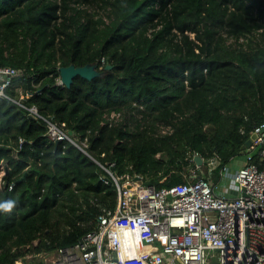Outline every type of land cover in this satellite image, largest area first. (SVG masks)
<instances>
[{"label":"trees","instance_id":"16d2710c","mask_svg":"<svg viewBox=\"0 0 264 264\" xmlns=\"http://www.w3.org/2000/svg\"><path fill=\"white\" fill-rule=\"evenodd\" d=\"M71 63L102 73L57 85ZM0 66L23 69L26 104L86 142L55 144L0 97V202H16L0 210V264H15L76 242L115 207L102 164L161 188L187 180L194 153L216 177L244 152L264 120V0H0Z\"/></svg>","mask_w":264,"mask_h":264},{"label":"built area","instance_id":"2783aa9c","mask_svg":"<svg viewBox=\"0 0 264 264\" xmlns=\"http://www.w3.org/2000/svg\"><path fill=\"white\" fill-rule=\"evenodd\" d=\"M100 60L103 65L104 58ZM24 73L21 68L0 66V97L24 108L28 117L44 121L45 133L53 141L71 143L86 153L85 140L76 139L35 104H26L25 93L10 95L8 88L16 86ZM55 80L64 86L59 75ZM106 117L111 123L119 112L111 111ZM253 133L244 163L234 172L232 195L227 188L215 191L213 158L207 161V174H200L195 164L185 182L161 188L128 174L118 175L102 164L110 176L104 180L116 187L115 207L102 208L76 242L40 252L42 264H125L121 240L131 229L136 244H149L141 251L125 250L126 256L137 253L133 264H264V120ZM254 146H259L257 162L250 153ZM5 166L0 163V181ZM226 171L227 165H222L218 174L221 177Z\"/></svg>","mask_w":264,"mask_h":264},{"label":"water","instance_id":"95a60500","mask_svg":"<svg viewBox=\"0 0 264 264\" xmlns=\"http://www.w3.org/2000/svg\"><path fill=\"white\" fill-rule=\"evenodd\" d=\"M111 67H112V64L106 63L104 68L110 69ZM101 73H102V71L97 69L96 64H94V63H86L84 65H79V66H76L73 63H71L68 65H64V66L59 67L60 79L63 82V85L66 87H69L71 85L73 78L76 75H80L86 79H92L95 76L101 75ZM68 133L71 134L72 130L68 129ZM255 136H256V134L252 133L250 135V137L248 138V140L245 142V144H243L242 147L249 146L251 144L252 139ZM54 142H55V144L58 143L57 140H55ZM193 159H194L195 163H197L198 165L202 164L203 159H202V156L200 154L194 155ZM5 171L7 172V166H5ZM26 174H27V171H24L17 180L18 181L23 180ZM134 178L140 179L141 176L136 175Z\"/></svg>","mask_w":264,"mask_h":264},{"label":"rangeland","instance_id":"374dc122","mask_svg":"<svg viewBox=\"0 0 264 264\" xmlns=\"http://www.w3.org/2000/svg\"><path fill=\"white\" fill-rule=\"evenodd\" d=\"M14 92L16 94L18 93L17 96L21 95L23 93V86H22V84H20L19 86H17L14 89ZM161 129H164V128H161ZM250 149H251V152H256V151H258L259 146H254V147H251ZM235 159H236V161H238L240 159V155L237 154V156L235 157ZM229 163H230V161H229ZM206 165L201 166L199 168L200 173H202L203 175L204 174H207V172H208V168H206ZM214 165H215V162H214ZM211 174H212V181L215 182V185H216L215 191L218 192V193L222 192L223 186L227 184V182L225 180L226 178H224L225 175H227V174H230L231 176L233 175L231 172H228V173L227 172H224L223 173V176H221V177H219L218 175L216 177H214V172L211 173ZM217 174H218V170H217ZM230 182L231 181H229L228 183L230 184ZM147 246H149V244L143 243V241H140L137 244L135 242V245H134L135 249L136 250H140V251L143 250ZM37 255H40V253H38ZM29 256H31V255L26 256V258L24 259L25 262H28L29 261V258H30ZM27 257H28V259H27ZM40 261L43 262V260L40 257L39 258L38 257H33L32 258V261L30 259V262H33V264L34 263L41 264ZM125 264H130V261L127 260Z\"/></svg>","mask_w":264,"mask_h":264},{"label":"crops","instance_id":"0c3cea01","mask_svg":"<svg viewBox=\"0 0 264 264\" xmlns=\"http://www.w3.org/2000/svg\"><path fill=\"white\" fill-rule=\"evenodd\" d=\"M247 152V151H246ZM244 159H245V155L244 154H242V155H240V159L238 160V161H236V159H235V157H233V158H231L230 159V163L228 162L226 165H227V173L228 172H231L233 175H234V172L241 166V165H243V163H244ZM6 165V164H5ZM233 175L231 176L230 174H227V175H225V177L224 178H226L225 180H226V182H227V184L226 185H224L223 186V189H226L227 188V191H229L228 192V194H230V195H232V194H234V191H232V192H230V187H233L234 186V180H233ZM219 177H220V175H219ZM211 180H212V176H211ZM229 181H231L230 182V184L228 183ZM212 183L213 184H215V182H213L212 181ZM233 189V188H232ZM30 258H29V261L28 262H25L24 260H21V259H19V260H17L18 262H20L21 264H33V262H30V259H31V261H32V256H29ZM35 257H38V256H35ZM39 258V257H38ZM27 259H28V257H27ZM17 261L15 262V263H17ZM34 264H38V263H34Z\"/></svg>","mask_w":264,"mask_h":264},{"label":"bare ground","instance_id":"6f19581e","mask_svg":"<svg viewBox=\"0 0 264 264\" xmlns=\"http://www.w3.org/2000/svg\"><path fill=\"white\" fill-rule=\"evenodd\" d=\"M134 236V229H131L130 231H128L127 235L125 236V239L121 240V255L124 258V261L126 263L127 260L130 261V264L136 263L137 261V253L135 252L133 254V257L130 256H126L124 255L125 250L127 249L128 251H135L134 245H135V237ZM134 262H133V260ZM15 264H21L20 262L17 261V263Z\"/></svg>","mask_w":264,"mask_h":264},{"label":"clouds","instance_id":"9594fccd","mask_svg":"<svg viewBox=\"0 0 264 264\" xmlns=\"http://www.w3.org/2000/svg\"><path fill=\"white\" fill-rule=\"evenodd\" d=\"M60 67V66H59ZM58 70H59V68H58ZM59 75V74H58ZM55 83H56V80H55ZM23 93H25L24 91H23ZM26 95V94H25ZM26 100H27V98H26ZM253 133V132H252ZM248 146H245V147H242L243 149H244V152H242L241 154H239V155H242V154H247V150H246V148H247ZM198 154V153H197ZM193 156L194 155H192V157H191V161H192V163L189 165V168H191V167H193L195 164H197V163H195V161H194V159H193ZM234 157H236V156H234ZM202 159H203V161H202V164L201 165H198L199 166V168L203 165V163L204 162H206V164H207V161L208 160H210L211 158H208L207 160L206 159H204L203 157H202ZM230 161V160H229ZM215 162V161H214ZM227 164V163H226ZM226 164H224V165H226ZM215 166V165H214ZM188 168V169H189ZM199 168H198V171H199ZM207 168H208V164H207ZM200 172V171H199ZM5 173H6V171H5ZM200 174H202V173H200ZM136 175H134V177H135ZM141 179V178H140ZM5 185V184H4ZM15 201H13V200H8V201H5V202H0V210H2V211H4V212H11L12 211V209L14 208V206H15Z\"/></svg>","mask_w":264,"mask_h":264}]
</instances>
